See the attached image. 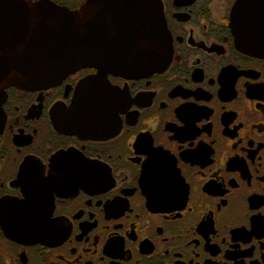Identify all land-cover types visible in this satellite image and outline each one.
<instances>
[{
  "label": "flooded vegetation",
  "instance_id": "flooded-vegetation-1",
  "mask_svg": "<svg viewBox=\"0 0 264 264\" xmlns=\"http://www.w3.org/2000/svg\"><path fill=\"white\" fill-rule=\"evenodd\" d=\"M240 1L153 0L172 58L149 78L6 90L0 264H264V58L237 48ZM246 5L257 32L264 0Z\"/></svg>",
  "mask_w": 264,
  "mask_h": 264
},
{
  "label": "water",
  "instance_id": "water-1",
  "mask_svg": "<svg viewBox=\"0 0 264 264\" xmlns=\"http://www.w3.org/2000/svg\"><path fill=\"white\" fill-rule=\"evenodd\" d=\"M250 1L241 0L235 9V16L243 17L233 24L236 44L241 52L264 58V25L257 32L250 28ZM5 7L0 18V109L11 87L48 90L88 68L138 80L164 71L172 58L162 7L153 0H94L77 11L23 6L15 14L13 6ZM4 32L15 35L1 37ZM99 106L88 104L85 111L100 112Z\"/></svg>",
  "mask_w": 264,
  "mask_h": 264
}]
</instances>
